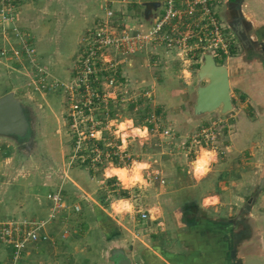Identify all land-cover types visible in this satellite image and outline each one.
<instances>
[{
    "label": "crops",
    "instance_id": "obj_1",
    "mask_svg": "<svg viewBox=\"0 0 264 264\" xmlns=\"http://www.w3.org/2000/svg\"><path fill=\"white\" fill-rule=\"evenodd\" d=\"M108 4L127 9V20L142 30L152 25L162 9V0H36L22 8L19 24L30 31L32 41L36 39L41 55L47 53L57 61L60 57L55 55L61 54L54 45L70 40L75 45L74 56L82 34ZM219 14L240 45L239 52L224 61L237 106L227 115L233 131L223 143L224 153L202 148L191 159L178 157L174 173L163 161L161 183L144 184V206L138 216L127 214L132 207L129 201V209L119 206L128 199L111 196L116 190L112 178H119L109 171L124 166L102 169L101 184H82L70 176L75 171L65 164L71 184L51 188L61 187L64 207L52 217V203L44 197L47 207H35L31 215H22L49 218L48 239L30 243L18 264H114L115 249L124 250L133 264H264V0H224ZM58 29H64L67 37L58 35ZM53 65L56 71L62 69L57 62ZM7 72L0 59V96L6 92ZM188 108L190 117L182 113L171 118L184 127H197L216 113L195 115ZM48 110L54 118L48 115L46 124L57 118L52 106ZM203 150L215 156L196 170L194 162ZM155 161L138 164L156 170ZM119 182L121 189L127 187ZM100 185L106 190L108 186V199L104 196L103 202H96L93 194ZM139 211L146 212V218ZM2 246L0 256L6 251L10 257L11 248ZM0 264L5 263L0 259Z\"/></svg>",
    "mask_w": 264,
    "mask_h": 264
},
{
    "label": "built area",
    "instance_id": "obj_2",
    "mask_svg": "<svg viewBox=\"0 0 264 264\" xmlns=\"http://www.w3.org/2000/svg\"><path fill=\"white\" fill-rule=\"evenodd\" d=\"M21 1L24 0H0V59L23 56L33 60L35 50L16 24ZM223 3L224 0H162L159 15L146 30L127 20V9L105 6L103 15L82 34L66 81L52 77L37 58L32 61L33 80L29 84L64 95L72 136L67 169L80 162L90 171H98L108 165L125 166L133 159L131 144L121 137L122 121L116 116L118 105L129 100V79L123 70L126 56L143 49L148 54L164 50L174 52L183 62L199 64L204 52H210L217 63L239 52L238 37L219 14ZM9 32L18 39L16 48L2 45ZM145 95L149 98V91ZM224 117L179 136L181 152L189 157L205 148L223 154L226 136L233 131V124ZM131 125L134 126L132 122ZM144 128L149 131V127ZM174 133L165 128L161 136L175 140ZM48 198L52 203L50 216L54 217L64 207L61 187L51 191ZM139 212L142 219L146 218V212ZM48 222L49 218L0 219V244L11 248V264L19 263L30 243L48 239Z\"/></svg>",
    "mask_w": 264,
    "mask_h": 264
},
{
    "label": "rangeland",
    "instance_id": "obj_3",
    "mask_svg": "<svg viewBox=\"0 0 264 264\" xmlns=\"http://www.w3.org/2000/svg\"><path fill=\"white\" fill-rule=\"evenodd\" d=\"M32 3H36V0H24L18 4L20 7L16 13V24L35 50L33 60L37 58L40 64L46 66L52 77L66 81L70 74L75 45L69 43L70 40L66 44L54 45L57 48V54H61L55 55L60 57L57 61H52V56L47 53L41 55L35 42L36 39L32 41L33 37L30 31L19 24L20 11L25 5ZM58 32V35L61 33L62 36H65L64 29L61 32L58 29ZM7 37L9 38L2 45L8 46L9 49L16 48L18 39L10 32ZM158 51L157 54H148L146 49L139 50L135 54L126 56V59L123 60V70L129 79L126 95L129 100L118 105L116 116L118 121H122L121 123L130 120L134 125H131L134 128L130 126L124 131L129 132L125 138L131 144L133 161L129 160L130 162L124 164V167L113 168L109 172L112 171L119 178L118 180L115 177L112 178L114 184L112 188H116V190L111 196L128 199L132 203V207L131 210L130 207L128 208L130 211L128 210L127 214L135 216L139 215L137 211L144 206L145 182L160 184L159 174L162 162L166 161L168 164L164 167L168 168L169 172L171 169L174 173L178 157L185 156L181 152L179 136L183 137L202 125L207 126L213 120L222 117L216 112L214 116L205 119V123L197 127H184L178 120L171 118L170 115L177 116L176 118L181 117L182 113L191 115L190 108L187 109V106L192 107L194 102L196 71L199 64L183 62L174 52ZM33 60L23 56H7L3 59L8 70L6 73L8 85L5 83V90L6 92L12 91L16 97H20L21 106L29 122L28 130L32 140L29 143L27 136L0 135V219L2 220L7 218L17 221L35 219L31 216L22 217V215H31L35 207H47L44 197L49 199L48 194L51 193V188L57 184H71V181L67 182L69 179L64 172V166H66L72 149V136L67 124L64 95L41 87L34 88L29 84L33 80L31 79L34 72L31 64ZM53 62H57L62 69L56 71ZM204 82L202 81V84ZM166 83L168 87L164 86ZM1 91L2 89H0V94ZM148 91L149 98L145 97ZM36 106L39 109H36ZM49 106L56 110L57 118L52 123L46 124L48 115L51 119L54 118V115H50L52 113L48 110ZM227 115L224 118H227V122L232 124ZM147 120H152V122ZM144 126L149 127L148 132ZM136 128L144 130L145 133L141 135L138 132H130ZM165 128L175 132V140L161 136V132ZM134 136L135 138H133ZM221 147L223 148V146ZM151 159H155L157 162L154 163L157 166L156 170H150L151 167L147 164V167L142 169L143 167L138 164L142 161L150 162ZM189 159H191L190 156ZM69 169L72 172L75 171L74 174L69 171L70 176L76 177L82 184H101L98 180L103 176L102 169L90 171L80 162ZM132 171L139 173L135 180L131 179ZM95 177L98 178L91 181ZM119 181L129 188L121 189L117 185L120 184ZM139 184L142 187H139ZM106 193H108V186L107 190L101 186L95 189L93 197L96 202H103L104 196L108 199ZM65 195L69 196L67 192ZM2 248L3 246L0 245V252H3ZM0 259L5 264H11V255L7 256L6 251L0 256Z\"/></svg>",
    "mask_w": 264,
    "mask_h": 264
},
{
    "label": "water",
    "instance_id": "obj_4",
    "mask_svg": "<svg viewBox=\"0 0 264 264\" xmlns=\"http://www.w3.org/2000/svg\"><path fill=\"white\" fill-rule=\"evenodd\" d=\"M202 81H205L202 84ZM195 98L192 103L195 115L217 112L225 116L237 110L232 99L228 70L224 63H217L210 52H204L196 71ZM29 122L20 100L14 92H6L0 96V135L28 137ZM263 183V181L261 182ZM114 264H133L131 258L122 249L112 252Z\"/></svg>",
    "mask_w": 264,
    "mask_h": 264
},
{
    "label": "bare ground",
    "instance_id": "obj_5",
    "mask_svg": "<svg viewBox=\"0 0 264 264\" xmlns=\"http://www.w3.org/2000/svg\"><path fill=\"white\" fill-rule=\"evenodd\" d=\"M130 126H131L130 120L128 121L126 120V122H123L120 124V129L123 130V133H122L123 139L128 136L129 132H124V131L130 128ZM130 132H133V133L138 132L141 135L145 133L144 130L139 129V128L132 129ZM214 156H215L214 153L203 150L200 158L194 162L196 170H202ZM138 176H139L138 171H132L131 173L132 180H135ZM118 204L121 208H124V209H128L130 207L128 200H122Z\"/></svg>",
    "mask_w": 264,
    "mask_h": 264
}]
</instances>
